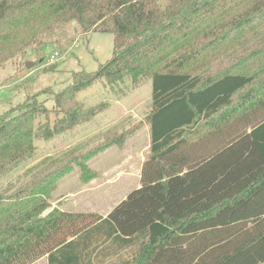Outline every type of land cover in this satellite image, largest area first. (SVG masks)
Instances as JSON below:
<instances>
[{
  "label": "trees",
  "instance_id": "obj_1",
  "mask_svg": "<svg viewBox=\"0 0 264 264\" xmlns=\"http://www.w3.org/2000/svg\"><path fill=\"white\" fill-rule=\"evenodd\" d=\"M262 13L264 0H0V69L27 28L75 21L115 37L113 58L74 73L54 108L33 96L0 116V264H104L136 245L120 264H263L264 81L211 71L233 31ZM145 79L150 153L140 187L107 217L51 209L60 170L2 186L34 158L37 139L85 119L82 91Z\"/></svg>",
  "mask_w": 264,
  "mask_h": 264
},
{
  "label": "rangeland",
  "instance_id": "obj_2",
  "mask_svg": "<svg viewBox=\"0 0 264 264\" xmlns=\"http://www.w3.org/2000/svg\"><path fill=\"white\" fill-rule=\"evenodd\" d=\"M261 15L246 31H233V38L211 62L212 74L233 67L253 75L256 83L264 81V13ZM43 30L24 29L9 44L13 55L0 69V116L33 96L54 108L53 93L69 86L74 73L96 72L113 58L112 33H83L75 21ZM56 52L59 56L53 59ZM152 93L149 79L138 85L126 80L114 86L98 81L77 97L84 106L85 119L52 139H37L34 158L5 178L2 186H20L38 172L60 170L54 179L51 209L108 215L140 187L142 165L150 153L147 116ZM137 247L121 251L104 264L134 261ZM34 264H48L47 258Z\"/></svg>",
  "mask_w": 264,
  "mask_h": 264
},
{
  "label": "built area",
  "instance_id": "obj_3",
  "mask_svg": "<svg viewBox=\"0 0 264 264\" xmlns=\"http://www.w3.org/2000/svg\"><path fill=\"white\" fill-rule=\"evenodd\" d=\"M59 56V53H54V55H53V59H56L57 57Z\"/></svg>",
  "mask_w": 264,
  "mask_h": 264
},
{
  "label": "water",
  "instance_id": "obj_4",
  "mask_svg": "<svg viewBox=\"0 0 264 264\" xmlns=\"http://www.w3.org/2000/svg\"><path fill=\"white\" fill-rule=\"evenodd\" d=\"M26 66L29 67V63H27ZM49 212H50V210H47L45 213L47 214V213H49Z\"/></svg>",
  "mask_w": 264,
  "mask_h": 264
},
{
  "label": "crops",
  "instance_id": "obj_5",
  "mask_svg": "<svg viewBox=\"0 0 264 264\" xmlns=\"http://www.w3.org/2000/svg\"><path fill=\"white\" fill-rule=\"evenodd\" d=\"M103 216V215H102ZM108 215H106V216H103V217H107ZM42 259H44V258H42ZM37 263V262H36ZM264 264V263H263Z\"/></svg>",
  "mask_w": 264,
  "mask_h": 264
}]
</instances>
